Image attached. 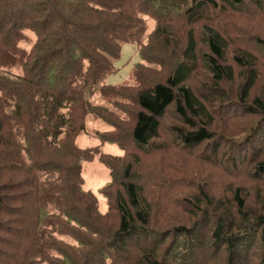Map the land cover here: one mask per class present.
Returning a JSON list of instances; mask_svg holds the SVG:
<instances>
[{
  "label": "trees",
  "instance_id": "16d2710c",
  "mask_svg": "<svg viewBox=\"0 0 264 264\" xmlns=\"http://www.w3.org/2000/svg\"><path fill=\"white\" fill-rule=\"evenodd\" d=\"M229 11L256 15L264 0H0V264H264V201L202 190L172 224L136 175L142 157L214 142L211 110L234 94V110L260 115L245 141L262 154L250 179L264 181V96L250 101L264 40L248 48ZM125 44L140 55L134 81L110 84ZM89 118L122 154L78 144ZM94 159L111 175L104 209L83 188Z\"/></svg>",
  "mask_w": 264,
  "mask_h": 264
},
{
  "label": "rangeland",
  "instance_id": "374dc122",
  "mask_svg": "<svg viewBox=\"0 0 264 264\" xmlns=\"http://www.w3.org/2000/svg\"><path fill=\"white\" fill-rule=\"evenodd\" d=\"M228 14L229 20L232 22L229 28H231V25L237 27L241 31V35L243 33L247 35V47L257 48L255 40L259 38L264 40V11L256 15H250V13H245V11L244 13L229 11ZM221 18L219 20L223 22V18ZM240 38L242 36H239ZM238 41L240 40H233L234 43L239 44ZM234 46L231 47L232 50H234ZM258 55L261 58L259 59L260 77L257 85L251 92L250 101H253L256 96H264V48L262 46H259ZM139 61L140 55L137 49L132 44H125L121 50L119 59L115 61L117 70L107 79L108 83L121 84L133 82L132 69ZM238 73L239 70L236 68V74ZM232 102L235 106H238L234 94L230 102L222 105L224 107L223 110H217V107L211 110L214 115V125L211 127L212 132L215 134L213 136L214 142L193 149H184V146L181 144L177 151H172L171 155H168L169 160L165 157L163 158L162 154H156L153 157H142V162L138 164L139 168H136V175L141 178L140 181L144 183L145 187H152L155 182V186H158L161 191L160 195L162 198L160 199V203L162 200L161 205L167 207L168 215H173V218L175 216L183 217L186 212H191L192 208L186 204V200L199 196L202 190H205L211 197H215V200H223L228 196H232L231 191L237 187H243L250 194V201L248 202L252 204L257 203L259 200L264 201V181H254L250 179V175L248 174L256 161L262 157V154L257 155L253 153V155L248 156L249 145L245 141V138L252 134L251 131L247 132L248 129L252 127L260 115L248 114L242 111L240 107L238 110H234L231 107ZM249 104L251 105L250 102ZM174 120L175 118L172 114L166 117V124L163 123L164 132L175 122ZM108 129H110V126L105 122L89 118L87 119V133L79 137L78 144L83 147L101 145V148L105 152L113 155L122 154V151L116 144L101 142L97 138L98 133L95 132L96 130L103 132ZM254 144L256 143L254 142ZM216 145L219 147L215 150ZM243 154L246 156L244 163L240 160V156L242 158ZM117 165L121 167L122 163ZM146 170H152L150 176ZM117 176L119 177L120 173H117ZM83 177L84 190H92L97 193L102 209H104L105 198L101 189L111 181L108 167L98 159L87 161L83 166ZM154 177H156L155 180ZM167 181L169 185H161L162 182ZM166 187H169L167 189L168 192L170 188L173 190L174 194L171 199H174L175 202H171V199L164 197L166 194L164 189ZM212 209L214 211V208L205 209V211L211 213ZM260 209L264 211V205ZM164 219V217L159 218V221L163 222ZM176 221L178 220L175 218L172 224H175ZM186 223L194 225L196 220L189 219ZM8 264L10 263L8 262Z\"/></svg>",
  "mask_w": 264,
  "mask_h": 264
}]
</instances>
